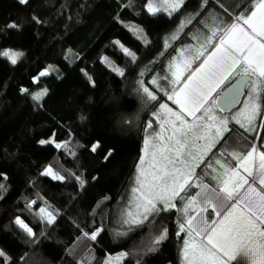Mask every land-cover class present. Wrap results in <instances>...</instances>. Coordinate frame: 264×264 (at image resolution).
I'll return each instance as SVG.
<instances>
[{"label":"trees","instance_id":"obj_1","mask_svg":"<svg viewBox=\"0 0 264 264\" xmlns=\"http://www.w3.org/2000/svg\"><path fill=\"white\" fill-rule=\"evenodd\" d=\"M253 2L185 0L171 16H152L146 0H29L25 5L0 0V50L23 53L15 65L0 57V249L10 257L7 264H106L109 257L112 264H181L182 212H161L140 226L122 223L146 123L157 110L137 91L138 81L153 88L150 81L158 78L159 95L172 107L164 96L171 88L164 77L179 49L199 45L203 39L195 44V37L210 34L214 22H231ZM10 23L19 27H7ZM115 41L135 53V62ZM44 70L49 75L33 82ZM25 88L27 93L21 91ZM45 89L40 101L32 99ZM228 127L231 131L196 169L211 187L216 173L208 163L219 158L235 164L227 153L247 151L253 143L259 148L257 136L264 138L262 128L250 134L233 122ZM50 139L62 147L39 143ZM97 141L101 147L94 153L90 149ZM108 149L114 156L105 162ZM48 167L65 179L43 175ZM199 189L194 181L186 196ZM46 205L57 214L52 224L38 215ZM177 205L182 208L183 202ZM17 216L34 236L14 223ZM97 228L103 231L96 241L84 236ZM164 229L167 238L156 244Z\"/></svg>","mask_w":264,"mask_h":264},{"label":"snow or ice","instance_id":"obj_2","mask_svg":"<svg viewBox=\"0 0 264 264\" xmlns=\"http://www.w3.org/2000/svg\"><path fill=\"white\" fill-rule=\"evenodd\" d=\"M28 2L18 0L21 5ZM184 4L185 0H146L145 7L152 16L165 12L171 16ZM184 26L182 22L180 27ZM7 27L19 26L10 23ZM136 32L138 38H142L143 29L138 28ZM209 33L198 47L180 49L168 65V75L164 79L171 88L164 90V96L175 108L163 102L159 95L158 78L150 81L153 88L146 86L143 79L138 81L137 91L146 102H155L157 110L146 123L145 131H153L144 138V150L137 162L131 198L123 211L122 223L140 226L150 217L176 209L183 213L177 233L178 237L183 234L181 264H264V138L257 136L262 140L259 148L253 143L247 151L227 153L235 164L219 158L208 163L207 167L216 173L211 176L215 181L213 187L195 172L205 162L206 153L218 143V138L223 139L222 134L231 131L230 122L238 124L245 132L264 129V0H254L250 8L242 7L229 23L214 22ZM114 43L135 62L134 52L119 41ZM22 56V52L0 50V57L13 65ZM193 64L197 66L193 68ZM110 66L120 76L124 75L123 69ZM47 75L48 70L41 71L33 82ZM241 89H247L243 107L230 117H217V101L223 100L221 107L234 105L239 102L237 97ZM21 91L27 93L28 89ZM46 94L45 89L32 95V99L40 101ZM156 125L159 131L155 130ZM201 140L203 144L198 143ZM39 143L55 141L40 140ZM55 146L62 147L59 143ZM100 147L97 141L90 150L95 153ZM225 155L220 153L222 157ZM113 156L114 149H108L105 162ZM42 174L54 180L65 179L52 167ZM76 179L81 185L85 183L79 176ZM194 181L201 191L186 196V189L192 187ZM3 189L4 185L0 184V190ZM177 200L183 202L182 208L178 207ZM190 209L195 215L190 214ZM207 212L211 215L205 216ZM38 215L52 224L57 214L49 211L46 205L39 209ZM14 223L29 236L35 235L19 216ZM102 231L97 228L90 234L85 232L84 236L96 241ZM167 235L164 229L155 243H161ZM0 258L5 264L10 260L3 250H0ZM106 264H112L111 257Z\"/></svg>","mask_w":264,"mask_h":264},{"label":"water","instance_id":"obj_3","mask_svg":"<svg viewBox=\"0 0 264 264\" xmlns=\"http://www.w3.org/2000/svg\"><path fill=\"white\" fill-rule=\"evenodd\" d=\"M235 83H236V81H233V84H235ZM246 92H247V89H241L240 90L241 94L238 95V97H237V100L239 102H237L234 105H224L223 107H221V105L223 104V100L217 101V103H216L217 109L223 114H231L232 112H234L235 110H237L240 107V105L243 101V98L245 97Z\"/></svg>","mask_w":264,"mask_h":264},{"label":"rangeland","instance_id":"obj_4","mask_svg":"<svg viewBox=\"0 0 264 264\" xmlns=\"http://www.w3.org/2000/svg\"><path fill=\"white\" fill-rule=\"evenodd\" d=\"M197 38H199V39H197ZM204 38V36L203 35H199V36H197V37H195V41H196V43L195 44H197L199 41H201L202 39ZM201 42H203V40L201 41ZM194 45V44H193ZM187 46V48H188V46H190V45H186ZM185 46V47H186ZM196 47H198V45H196ZM19 52V51H18ZM48 76V75H47ZM44 77H46V76H44ZM41 78H43V77H41ZM40 78V79H41ZM39 79V80H40ZM247 93V92H246ZM247 99V96H246V94H245V97L243 98V101H245ZM242 101V102H243ZM170 102V101H169ZM170 104H171V102H170ZM172 105V104H171ZM172 107L173 108H175V105H172ZM243 107V103H241V105H240V107L237 109V110H239V109H241ZM237 110H235L234 112H232L231 114H226L225 116H231L232 114H234ZM216 116L217 117H220V116H224L223 114H220V115H217L216 114ZM234 123V122H233ZM155 130L156 131H159V126L158 125H156L155 126ZM153 130L152 129H148V132L147 133H149V132H152ZM248 133H250V134H253L254 132H248ZM199 143H201V144H203L204 143V141L203 140H201V141H199ZM214 147V146H213ZM213 147L211 148V149H213ZM143 150H144V147H143ZM209 153V152H208ZM207 153V154H208ZM146 159H147V157H145ZM218 167V166H217ZM196 170V169H195ZM45 171V170H44ZM49 178H51V176H48ZM52 179V178H51ZM52 180H54V179H52ZM54 181H60V180H54ZM199 192V191H198ZM199 210V207L198 206H196V211H198ZM190 214H192V215H195V212H193L192 210H191V212H190ZM204 215L206 216V213H204ZM1 250V249H0Z\"/></svg>","mask_w":264,"mask_h":264},{"label":"crops","instance_id":"obj_5","mask_svg":"<svg viewBox=\"0 0 264 264\" xmlns=\"http://www.w3.org/2000/svg\"><path fill=\"white\" fill-rule=\"evenodd\" d=\"M198 46H199V45H198ZM188 47L195 48L196 46H194V45H190V46H188ZM183 48H187V46H186V47H183ZM181 49H182V48H181ZM179 50H180V49H179ZM178 54H179V51H178V53H177V55H176L175 57H177ZM175 57H174V58H175ZM174 58H173V59H174ZM173 59H172V60H173ZM198 63H199V61H197V64H198ZM197 64H193V68L196 67ZM215 109H216V111H215V115H216V114H217V115L223 114V113H221V112L217 109L216 105H215ZM223 115H226V114H223ZM224 134H225V133H223L222 135H224ZM219 140H220V139L218 138V142H219ZM198 143H199V142H198ZM216 144H217V143H216ZM216 144H215V145H216ZM215 145H214V146H215ZM206 156H207V153H206ZM206 156H205V158H206ZM205 158H204V159H205ZM196 169H197V168H196ZM195 172H196V170H195ZM209 186H210V185H209ZM210 187H211V186H210ZM199 191H201V189H199ZM233 264H235V262H233Z\"/></svg>","mask_w":264,"mask_h":264}]
</instances>
